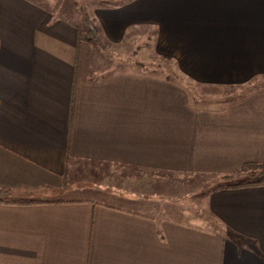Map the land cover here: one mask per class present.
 Returning a JSON list of instances; mask_svg holds the SVG:
<instances>
[{"label":"crops","instance_id":"crops-1","mask_svg":"<svg viewBox=\"0 0 264 264\" xmlns=\"http://www.w3.org/2000/svg\"><path fill=\"white\" fill-rule=\"evenodd\" d=\"M92 10L101 49L0 0V264H264V184L216 185L192 213L162 196L264 162V0Z\"/></svg>","mask_w":264,"mask_h":264},{"label":"rangeland","instance_id":"rangeland-1","mask_svg":"<svg viewBox=\"0 0 264 264\" xmlns=\"http://www.w3.org/2000/svg\"><path fill=\"white\" fill-rule=\"evenodd\" d=\"M41 2L42 4H46L49 6V8L55 10L57 16L61 17H68L72 18L73 22L77 24V27L81 26L83 28L84 26L82 25V18L81 14L79 13V7L81 9L85 10L86 13L91 17L94 18L93 16V8L96 6H99V4H102L103 2H106L107 0H78V4H75L74 1L72 0H37ZM103 1V2H102ZM77 7V9L75 8ZM72 10V11H71ZM92 11V12H91ZM149 38H147L148 40ZM147 41L143 39H137L135 41V44L141 47H143V43H146ZM141 44V45H140ZM126 47V46H125ZM134 46L131 48L133 49ZM105 53L106 54H112V46L105 47ZM125 49V48H124ZM122 50V49H121ZM119 50L118 55H116V59L118 60V63L120 64V67L128 68L127 65H131L133 62L131 59H129L128 55V47L123 51ZM142 50V48H141ZM134 59V58H133ZM138 57L136 58V60ZM135 60V61H136ZM150 60V59H149ZM137 62V61H136ZM149 63L145 67V69H157L161 70L162 72H165L166 74H169V78H172L171 73H173V70L175 69L174 64L169 60V59H161V58H154L152 62L148 61ZM114 65H116V62H114ZM173 79V78H172ZM175 80V79H173ZM220 91V92H219ZM217 92L220 93L221 95L226 94L225 91L222 89H217ZM230 92V91H228ZM232 93H237L238 91L231 90ZM250 174L246 172H237L233 175H230L229 178H218L216 176H207V175H199V176H193L191 180H184L183 183L180 184L179 188L176 190V195L174 197L172 196V192L169 190L164 192L162 191V196L163 198L168 199V203L166 206V212L170 213L171 211L177 210H184L188 213H192V205L191 202H193V199L196 195H203L204 192H206L209 188H213L216 185H223V184H242L246 182H251L252 176L249 177ZM174 192V191H173ZM159 191H153L152 192V197L153 200H156L154 197L158 196L157 194ZM166 193V194H165ZM169 194V195H167ZM167 195V196H166ZM166 196V197H164ZM168 207V211H167ZM157 211H159V207H157ZM185 220L189 221L187 218Z\"/></svg>","mask_w":264,"mask_h":264},{"label":"trees","instance_id":"trees-1","mask_svg":"<svg viewBox=\"0 0 264 264\" xmlns=\"http://www.w3.org/2000/svg\"><path fill=\"white\" fill-rule=\"evenodd\" d=\"M107 1H113V0H107ZM79 13L81 14L82 18V25L84 26L81 28V26L77 27V41L78 42H87L94 46L102 48L99 36H98V29L95 25L94 19L91 18L85 10L81 9L79 7ZM169 79V78H167ZM237 172H246L249 173L252 180L251 182H246V184H264V162L263 163H250V164H244L240 167V169ZM223 178H229V176L223 177ZM6 190H0V202L3 201L7 196Z\"/></svg>","mask_w":264,"mask_h":264}]
</instances>
